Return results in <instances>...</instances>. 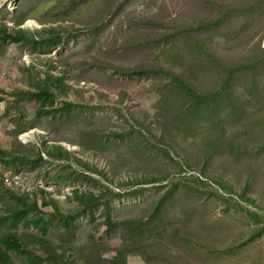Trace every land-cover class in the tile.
Instances as JSON below:
<instances>
[{
    "label": "rangeland",
    "instance_id": "374dc122",
    "mask_svg": "<svg viewBox=\"0 0 264 264\" xmlns=\"http://www.w3.org/2000/svg\"><path fill=\"white\" fill-rule=\"evenodd\" d=\"M0 24L13 264H264V0H0Z\"/></svg>",
    "mask_w": 264,
    "mask_h": 264
},
{
    "label": "trees",
    "instance_id": "16d2710c",
    "mask_svg": "<svg viewBox=\"0 0 264 264\" xmlns=\"http://www.w3.org/2000/svg\"><path fill=\"white\" fill-rule=\"evenodd\" d=\"M16 24H17V26L21 25V23H16ZM0 26H1L0 34L3 37H5L6 39L13 38V34L8 33V28L6 27L5 24H0ZM133 73H135V72H132V73L129 72V73H123V74H133ZM2 246H4V247H2ZM12 247L19 249L23 246L19 243V241L17 239H15L13 237L11 239H9L8 241H4L3 237H0V264H13L10 261L9 256L6 254V252H9L12 249ZM122 264H124V262H122Z\"/></svg>",
    "mask_w": 264,
    "mask_h": 264
}]
</instances>
